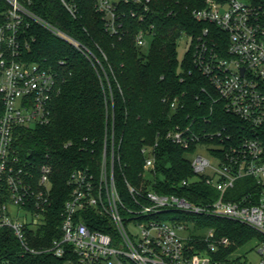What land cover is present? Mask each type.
Listing matches in <instances>:
<instances>
[{"label": "built area", "instance_id": "built-area-1", "mask_svg": "<svg viewBox=\"0 0 264 264\" xmlns=\"http://www.w3.org/2000/svg\"><path fill=\"white\" fill-rule=\"evenodd\" d=\"M5 1L6 23L0 28V94L4 106L0 118V240L8 233L22 255L46 252L65 259V264H264V241H257L255 260L248 259L247 253L232 258L238 251L225 259H215L219 247L231 244L229 239L217 238L211 228L206 237L185 239L180 233L187 229L188 221L165 217L170 212H180L233 220L264 237V5L250 0H206L203 9L193 12L196 22L214 25L227 35V47L220 49L210 39V29L205 28L197 39L193 57L226 111L239 119L244 129L239 138L231 141L220 133L205 136L190 128L176 127L168 132L167 139L184 149L197 145L190 155L199 146L207 149L214 161L201 155L191 160L195 176L183 180L181 185L201 182L216 191L217 198L211 193L204 197V203L196 204L184 197L157 193L151 188L156 182V165L152 149L148 148L143 150L144 170L152 182L136 186L124 179L119 185L114 153L109 162L106 157V139L97 174L89 169L71 174L70 195L56 227L61 233L40 250L30 243L36 242L40 229L49 227L53 219V169L44 164L34 172L32 161L20 151V141L32 129L50 123L57 87L51 70L24 62L21 29L27 21H34L76 49L83 51L84 47L34 15L28 9L31 0ZM94 1L106 29L116 35L123 27L120 4L132 6L131 16L143 21L152 2ZM62 2L76 16L77 7L66 0ZM151 41L148 30H141L135 37V44L141 49H149ZM172 108H176V101ZM214 138H221L222 143L214 146L203 141ZM239 182L247 186L246 192L230 196L229 191ZM89 221L101 229L90 228ZM191 223L197 228L196 221ZM129 226L138 232L132 234ZM191 239L205 243V249L188 247Z\"/></svg>", "mask_w": 264, "mask_h": 264}, {"label": "trees", "instance_id": "trees-1", "mask_svg": "<svg viewBox=\"0 0 264 264\" xmlns=\"http://www.w3.org/2000/svg\"><path fill=\"white\" fill-rule=\"evenodd\" d=\"M66 1L77 7L76 16L62 0H31L28 9L80 43L83 51L34 21H27L21 29L24 62L51 70L57 87L51 102L50 123L32 129L20 141V151L32 161L34 172L44 164L53 169V219L49 227L40 229L36 242L30 243L40 250L61 233L56 227L70 195L71 174L78 169L97 174L106 139V157L109 162L114 153L115 178L119 185L124 179L136 186L152 182L144 170L143 150L148 148L152 149L156 165V182L151 188L157 193L201 204L204 197L213 193L211 189L201 182L181 185L183 180L195 176L188 156L197 145L184 149L167 139L168 132L176 127L190 128L205 136L220 133L233 141L244 129L242 122L226 111L194 62V47L205 28L210 29V39L216 47H227V35L216 26L193 18V12L203 9L206 0H152L151 11L143 21L131 16L132 6L120 4L123 27L119 35L108 32L104 18L95 11L94 0ZM250 1L264 5V0ZM7 10V2L0 0V28L6 23ZM141 30L152 33L147 51L135 44ZM184 36L191 39V44L180 60L178 46ZM3 112L0 94V118ZM203 141L214 146L222 143L221 138ZM165 217L180 222L196 221L197 226L214 229L217 238L229 239L231 244L219 247L213 256L215 259H225L251 241H264L256 230L233 220L193 217L180 212H170ZM88 225L101 229L91 221ZM187 246L205 249L206 244L191 239ZM0 263L65 264V259L46 252L22 255L18 243L4 233L0 240Z\"/></svg>", "mask_w": 264, "mask_h": 264}, {"label": "rangeland", "instance_id": "rangeland-1", "mask_svg": "<svg viewBox=\"0 0 264 264\" xmlns=\"http://www.w3.org/2000/svg\"><path fill=\"white\" fill-rule=\"evenodd\" d=\"M244 1H247V0H244ZM190 44H191V39L187 36L182 37V39L179 41L178 52H179V59L180 60H182L184 58L186 52L189 49ZM144 50L147 51L148 47L145 48ZM199 155L205 156L207 159L211 160L212 162L214 161L213 157L210 155V153L207 152V149L205 147H200V146L198 147L197 152L195 154L189 155L188 157L190 160H193L194 158H196ZM246 190H247V186H245L243 184V182L242 183L239 182L236 184V188L230 190L228 194L230 196L236 197L240 194L245 193ZM212 192H213L212 197L217 198L218 193L214 190H212ZM191 222L192 221H188V223H186L187 229L180 233L183 238L189 239V237H191V236H200V237H206L207 236V234H208V228L207 227L197 226V228H195ZM128 229L132 234H136L138 232L137 228H134L133 226H129ZM256 245H257V241H251L246 246L239 249L237 253L232 255V258H236L240 254L247 253L248 259L255 260L257 258L256 257V251H257Z\"/></svg>", "mask_w": 264, "mask_h": 264}, {"label": "water", "instance_id": "water-1", "mask_svg": "<svg viewBox=\"0 0 264 264\" xmlns=\"http://www.w3.org/2000/svg\"><path fill=\"white\" fill-rule=\"evenodd\" d=\"M244 70H242V72H243Z\"/></svg>", "mask_w": 264, "mask_h": 264}, {"label": "crops", "instance_id": "crops-1", "mask_svg": "<svg viewBox=\"0 0 264 264\" xmlns=\"http://www.w3.org/2000/svg\"><path fill=\"white\" fill-rule=\"evenodd\" d=\"M256 257H257V255H256Z\"/></svg>", "mask_w": 264, "mask_h": 264}]
</instances>
